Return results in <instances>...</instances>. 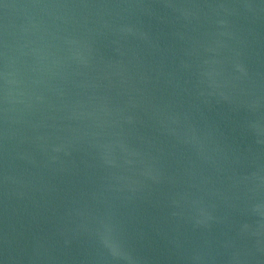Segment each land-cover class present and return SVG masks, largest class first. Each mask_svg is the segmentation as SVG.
Wrapping results in <instances>:
<instances>
[{
    "label": "water",
    "instance_id": "water-1",
    "mask_svg": "<svg viewBox=\"0 0 264 264\" xmlns=\"http://www.w3.org/2000/svg\"><path fill=\"white\" fill-rule=\"evenodd\" d=\"M0 264H264V0H0Z\"/></svg>",
    "mask_w": 264,
    "mask_h": 264
}]
</instances>
